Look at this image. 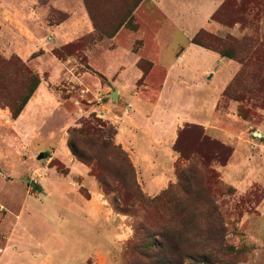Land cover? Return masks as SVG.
Here are the masks:
<instances>
[{
  "label": "rangeland",
  "instance_id": "obj_1",
  "mask_svg": "<svg viewBox=\"0 0 264 264\" xmlns=\"http://www.w3.org/2000/svg\"><path fill=\"white\" fill-rule=\"evenodd\" d=\"M138 1L0 0V111L10 116V122L0 120V135L4 133L0 136V202L7 207L1 212L5 217L0 222L4 232L0 254L6 244L4 237L14 228L20 241L39 250L49 264H144L143 254L155 253L162 236L179 238L178 247L184 253L181 264H264V212L260 216L258 211L264 188H236L241 186L240 154L234 161L237 168L227 175L230 157L223 166L213 161L220 146H232L209 136L208 141L200 142L201 130L189 126L178 143L189 159H179L177 153L175 179L156 200L158 195L144 193L129 154L115 142L114 127L93 111L99 104L92 95L79 96L82 87L75 80L85 69L84 49L113 36L123 25L133 29L130 11ZM81 10L91 28L82 25L70 33L72 37L60 38L56 31L63 30ZM221 17L228 27L239 26L236 34L222 39L231 38L243 46L241 53L237 47L230 50L235 56L232 60L241 67L238 58L245 60L256 45L264 46V12L237 15L227 5ZM52 61L63 68L59 79L48 83ZM19 62L40 83L45 82L60 108L73 118L69 123L60 112H54L40 126L43 135L46 131L52 135L39 136L40 142L24 143L21 148H17L16 136L10 135L15 119L8 107L23 97L29 83L17 69ZM243 71V81L232 86L226 97L221 95L218 112L227 113L233 106L241 118V110L250 127L248 137L254 139L251 132L264 124L263 49ZM102 94L107 93L102 89ZM62 140L68 150L67 162L56 155ZM39 154L42 159L37 158ZM74 163L84 171H72ZM179 169H183V178L178 181ZM50 179L57 181L58 192H48ZM90 182L103 199L94 212L89 205L94 199ZM32 185L41 192L32 190ZM15 213L20 217L16 219ZM37 243L42 246H35Z\"/></svg>",
  "mask_w": 264,
  "mask_h": 264
},
{
  "label": "crops",
  "instance_id": "obj_2",
  "mask_svg": "<svg viewBox=\"0 0 264 264\" xmlns=\"http://www.w3.org/2000/svg\"><path fill=\"white\" fill-rule=\"evenodd\" d=\"M224 1L141 0L131 13L133 29L123 25L114 36L102 38L83 51L85 69L75 81L88 92L84 99L102 93V89L108 94H103V102L92 109L114 127L115 142L129 154L138 181L148 196L158 195L174 181L178 159L174 144L180 131L191 125L201 128L203 136L233 147L225 175L237 168L234 161L240 154L241 186L233 187L241 191L254 186L264 188V124L252 131L254 139H249L250 127L236 115L233 106L227 113L218 112V101L240 66L192 42L202 31L219 38L238 32L239 26L225 27L212 19ZM17 12L22 13L21 9ZM82 25L91 28L88 16L81 10L56 33L67 38ZM62 68V64L52 61L48 83L59 79ZM106 97L110 99L105 101ZM60 107L42 81L10 126V135L17 138V148L24 143L40 142L39 136H51V131L43 135L40 126L54 112H60L61 118L72 123V113ZM9 118L7 112L0 111L1 121L10 122ZM3 135L1 132L0 136ZM56 155L68 161L63 140ZM72 171L80 173L84 167L74 163ZM56 183L53 179L48 181V192H58L60 186ZM90 183L94 199L89 205L94 212L101 208L103 199L97 187ZM5 209L6 205L0 202V222ZM258 211L261 216L264 200ZM14 216L20 217L16 213ZM9 231V236L4 237L6 244L0 264H49V259L39 250L20 241L14 228Z\"/></svg>",
  "mask_w": 264,
  "mask_h": 264
},
{
  "label": "trees",
  "instance_id": "obj_3",
  "mask_svg": "<svg viewBox=\"0 0 264 264\" xmlns=\"http://www.w3.org/2000/svg\"><path fill=\"white\" fill-rule=\"evenodd\" d=\"M141 0L138 1V3ZM138 3L132 8L130 11V14L133 12L135 7L138 5ZM227 5H231L232 9H234L235 13L238 14H243V13H255L259 14L264 12V0H225L222 6L214 13L212 16V19L222 26L228 27V22L225 21L221 17V12L225 9ZM238 21H234V23H237ZM116 33V32H115ZM115 35V34H114ZM113 35V36H114ZM112 36L106 37L110 38ZM193 43L203 46L207 49L213 50L217 52L220 56L226 57L230 60L235 58V56L232 55L230 50L232 48L237 47L241 53V50L243 49V46L241 44H236L231 38H219L215 35H212L207 32H200L198 33L192 40ZM264 50V46L259 44L254 47V49L249 53V57L246 55L245 60L243 58H238V62L241 64V70L239 69L238 74L235 76V78L232 80V82L226 87V89L223 91L222 95L224 97L227 96V94L230 92V88L232 86H236L240 84L243 81V78L245 77L244 74V67L250 61V59L256 60V57L261 54V50ZM20 64L17 66V69L20 73H22L26 80L29 82L27 84V87L25 89V93L21 99H19L17 102H11L9 103L8 107L10 109V115L13 119H16L18 115L21 113L23 110L24 106L28 102L29 98L33 94L34 90L37 88V86L40 83V79L37 75L32 74L31 71L28 70V67L24 64L19 62ZM241 118L245 117V115L239 111ZM244 119V118H243ZM194 128L200 129L201 133L199 136H197V140L200 142H205L206 140L208 141L207 136H203L202 129L193 126ZM189 127H186L182 129L179 133V136H177V139L174 144V151L179 154V159L188 161V156L185 154V152L179 148L178 143L179 140L181 139V134ZM196 153V152H195ZM198 153H196L197 155ZM232 154V148L227 146V145H222L220 146V151L214 153L213 156V161L217 162L219 165L223 166L226 164L227 159L231 156ZM222 155H226L225 159L220 160ZM212 176V175H209ZM183 178V169H179L177 171V179L182 180ZM100 184L102 187H105L103 182L100 180ZM230 188H228L229 190ZM32 190L41 192L40 187L32 185ZM227 190V191H228ZM157 196V195H156ZM160 195L155 198L156 200H160ZM162 241L158 242V248L157 251L153 254L146 252L143 254V257L145 258V263L144 264H181V257L183 256V251L179 249L178 243L179 238H170L166 236L160 237ZM161 243V244H159ZM157 244V242H156Z\"/></svg>",
  "mask_w": 264,
  "mask_h": 264
},
{
  "label": "built area",
  "instance_id": "obj_4",
  "mask_svg": "<svg viewBox=\"0 0 264 264\" xmlns=\"http://www.w3.org/2000/svg\"><path fill=\"white\" fill-rule=\"evenodd\" d=\"M88 94V92L85 89H80L79 90V96L81 99H84L85 95ZM103 94L100 92H97L93 95V100L97 103V104H101L103 102ZM80 105V103L78 102V106Z\"/></svg>",
  "mask_w": 264,
  "mask_h": 264
},
{
  "label": "water",
  "instance_id": "obj_5",
  "mask_svg": "<svg viewBox=\"0 0 264 264\" xmlns=\"http://www.w3.org/2000/svg\"><path fill=\"white\" fill-rule=\"evenodd\" d=\"M37 158L38 159H42L43 158V154H39Z\"/></svg>",
  "mask_w": 264,
  "mask_h": 264
}]
</instances>
